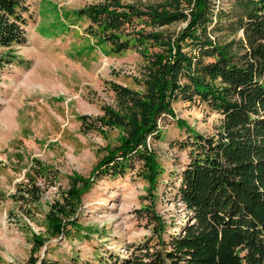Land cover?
<instances>
[{
	"label": "rangeland",
	"instance_id": "rangeland-1",
	"mask_svg": "<svg viewBox=\"0 0 264 264\" xmlns=\"http://www.w3.org/2000/svg\"><path fill=\"white\" fill-rule=\"evenodd\" d=\"M103 1L28 0L31 16L25 26L26 42L0 46L5 59L0 69V264H27L32 233L45 240L37 264L44 255L58 264H100L110 254L128 255V247L152 235L145 208L150 201L162 221L164 238L179 233L189 221L176 196L180 172L188 162L185 126L210 134L220 120L198 98L170 100L171 115L163 113L158 118L159 132L146 134L143 146L137 145L146 151L149 162L133 160L113 174L102 173L101 167L94 175L107 151L130 144L134 136L130 127L107 123L111 117L107 109H124L115 86L142 96L149 92L148 83L157 79L146 72L149 56L140 55L135 47L109 53L85 32L87 18L66 15ZM123 1L146 8L166 0ZM203 1L205 15L212 17L207 34L222 8L220 17L229 22L226 12L233 0ZM197 5V0L182 2L180 18L160 27H144L162 33L160 40L145 44L152 58L162 52L172 60L181 51L193 57L190 71L195 69L200 51L180 36ZM218 29L209 34L212 41L222 43L243 35L231 25ZM179 71L177 81L183 85L188 82V69ZM73 176L88 184L73 217L81 231L72 228L68 238L50 236L45 223L49 210L63 202Z\"/></svg>",
	"mask_w": 264,
	"mask_h": 264
},
{
	"label": "trees",
	"instance_id": "trees-1",
	"mask_svg": "<svg viewBox=\"0 0 264 264\" xmlns=\"http://www.w3.org/2000/svg\"><path fill=\"white\" fill-rule=\"evenodd\" d=\"M189 1L166 0L141 8L123 0H105L66 12L68 17L87 18L85 32L109 53L135 47L140 55L150 57L146 72L157 77L142 96L115 86L124 109H107L111 116L107 123L130 127L134 136L130 144L107 151L94 175L101 167L102 173L113 174L122 172L133 160L149 162L146 151L137 145L143 146L146 134L159 132L157 120L163 113L171 115L172 98H198L220 115L210 134L185 126L189 132L184 140L189 148L188 162L180 172L176 196L189 221L179 233L164 238L162 221L150 201L145 208L153 224L152 235L128 247V255L110 254L100 264H264V0H233L226 12L229 22L221 19L222 8L208 34L212 17L205 15L206 2L197 0L198 8L180 36L200 51L193 71L191 55L177 51L169 60L167 54L159 52L152 58L145 47L160 40L162 33L148 32L144 27L156 28L180 18L182 2ZM30 16L28 0H0V46L23 45ZM230 25L243 35L222 43L209 38L211 32ZM4 60L0 56V69ZM181 68L188 69V82L183 85L177 81ZM116 157L121 159L116 161ZM74 178L83 185H77ZM86 183L73 176L63 202L52 205L45 221L50 236L68 238L72 228L81 231L73 217ZM31 239L27 264H37V253L45 240L36 233ZM40 264L58 263L44 255Z\"/></svg>",
	"mask_w": 264,
	"mask_h": 264
}]
</instances>
